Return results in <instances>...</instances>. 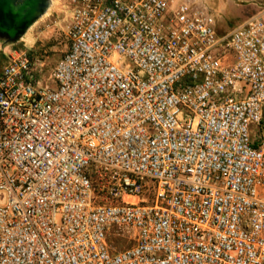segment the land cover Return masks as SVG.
<instances>
[{
  "label": "built area",
  "instance_id": "obj_1",
  "mask_svg": "<svg viewBox=\"0 0 264 264\" xmlns=\"http://www.w3.org/2000/svg\"><path fill=\"white\" fill-rule=\"evenodd\" d=\"M63 12L48 76L0 43V264H264V4Z\"/></svg>",
  "mask_w": 264,
  "mask_h": 264
},
{
  "label": "rangeland",
  "instance_id": "obj_2",
  "mask_svg": "<svg viewBox=\"0 0 264 264\" xmlns=\"http://www.w3.org/2000/svg\"><path fill=\"white\" fill-rule=\"evenodd\" d=\"M188 1L195 7H206L216 17L219 30L230 31L237 24L253 15L264 0H175ZM64 0H51V5L27 32L15 41L17 49L33 50L44 61L43 73L48 76L69 47L67 32L69 28L68 15L63 12ZM4 40L0 38V43ZM4 61L0 53V67ZM110 243L118 249L128 245L126 239L115 236Z\"/></svg>",
  "mask_w": 264,
  "mask_h": 264
},
{
  "label": "water",
  "instance_id": "obj_3",
  "mask_svg": "<svg viewBox=\"0 0 264 264\" xmlns=\"http://www.w3.org/2000/svg\"><path fill=\"white\" fill-rule=\"evenodd\" d=\"M51 5V0H0V38L14 43Z\"/></svg>",
  "mask_w": 264,
  "mask_h": 264
},
{
  "label": "crops",
  "instance_id": "obj_4",
  "mask_svg": "<svg viewBox=\"0 0 264 264\" xmlns=\"http://www.w3.org/2000/svg\"><path fill=\"white\" fill-rule=\"evenodd\" d=\"M217 30H218V33H219V34H226V33L229 32V31H228V32H225V33L221 32V31L219 30L218 24H217Z\"/></svg>",
  "mask_w": 264,
  "mask_h": 264
}]
</instances>
